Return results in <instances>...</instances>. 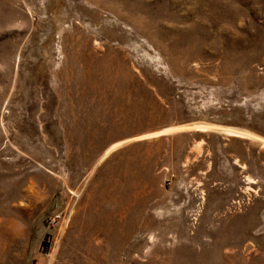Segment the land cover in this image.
<instances>
[{
    "label": "rangeland",
    "instance_id": "1",
    "mask_svg": "<svg viewBox=\"0 0 264 264\" xmlns=\"http://www.w3.org/2000/svg\"><path fill=\"white\" fill-rule=\"evenodd\" d=\"M0 264H264V0H0Z\"/></svg>",
    "mask_w": 264,
    "mask_h": 264
}]
</instances>
